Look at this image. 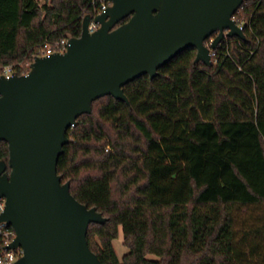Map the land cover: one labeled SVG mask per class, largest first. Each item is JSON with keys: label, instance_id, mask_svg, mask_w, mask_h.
I'll return each mask as SVG.
<instances>
[{"label": "trees", "instance_id": "obj_1", "mask_svg": "<svg viewBox=\"0 0 264 264\" xmlns=\"http://www.w3.org/2000/svg\"><path fill=\"white\" fill-rule=\"evenodd\" d=\"M42 1L0 0V72L26 74L44 43L61 50L55 45L78 38L99 8ZM233 17L244 39L225 37L209 66L188 48L154 78L124 85L128 104L100 98L67 130L56 174L105 219L86 233L101 264H264V0L244 2ZM8 156L0 142V161ZM251 209L258 214L237 240Z\"/></svg>", "mask_w": 264, "mask_h": 264}, {"label": "water", "instance_id": "obj_2", "mask_svg": "<svg viewBox=\"0 0 264 264\" xmlns=\"http://www.w3.org/2000/svg\"><path fill=\"white\" fill-rule=\"evenodd\" d=\"M246 1L108 0L94 18L96 31L88 32L86 16L63 53L36 57L22 76L0 77V142L9 155L0 161V224L15 233L7 250H22L13 264H101L86 233L105 219L78 203L56 174L67 130L100 98L128 104L124 85L154 78L188 48L196 50L195 63L209 66L225 37L244 39L232 18Z\"/></svg>", "mask_w": 264, "mask_h": 264}, {"label": "built area", "instance_id": "obj_3", "mask_svg": "<svg viewBox=\"0 0 264 264\" xmlns=\"http://www.w3.org/2000/svg\"><path fill=\"white\" fill-rule=\"evenodd\" d=\"M95 1H97L99 8H96L94 10L93 17L90 18V22L87 28L89 33H93L99 28L98 24L94 22V18L103 11H105L110 6L108 0H93V3ZM232 19L234 20V17ZM238 26L242 30V25L238 24ZM212 40L213 39H210L208 44L206 45L209 46ZM66 43L67 41L61 42V44H56L55 45L56 48L59 47V45H62L61 50L57 52H55L47 42L44 43L41 50V56L39 57H44L54 53H63L65 51ZM210 54L212 55V51L210 52ZM14 69L15 68L13 66L2 67L0 72V77L1 76L5 78L12 77L13 75L16 74ZM3 208H4V200L0 199V214L3 211ZM14 238H15V233L13 229L10 227H6L4 223H1L0 224V264H13L22 256L21 249L7 250V247L11 244Z\"/></svg>", "mask_w": 264, "mask_h": 264}, {"label": "rangeland", "instance_id": "obj_4", "mask_svg": "<svg viewBox=\"0 0 264 264\" xmlns=\"http://www.w3.org/2000/svg\"><path fill=\"white\" fill-rule=\"evenodd\" d=\"M42 2H43L42 0H38L39 4H41ZM257 214H258V212H256L255 210H252V209L251 210H245L242 212L241 220L236 225L237 240H239L242 237L243 233L248 230L246 228L249 224L244 222V219L246 220L249 215L255 216ZM113 247H114V250H115V253H116L118 259H121V257L124 254H126L127 250L123 246L121 234H119L118 238L115 241H113ZM240 249L242 251H244V253H247V251H248V249L246 247L244 248L243 246Z\"/></svg>", "mask_w": 264, "mask_h": 264}]
</instances>
